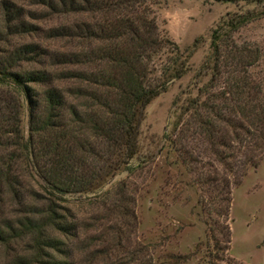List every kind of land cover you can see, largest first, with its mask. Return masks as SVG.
<instances>
[{"label":"rangeland","instance_id":"rangeland-1","mask_svg":"<svg viewBox=\"0 0 264 264\" xmlns=\"http://www.w3.org/2000/svg\"><path fill=\"white\" fill-rule=\"evenodd\" d=\"M8 5H13L20 17L4 28ZM239 9L260 13L264 5L161 1L156 9L159 29L182 51H189V69L145 108L139 152L127 165L130 171L122 170L96 193L55 196L58 211L76 225V234L53 236L63 243L62 251H50L53 257L69 264H264V15L234 33L228 47L232 51L247 48L257 56L254 64L248 66L251 60L234 58L223 66L212 90H232L235 82L246 87L249 81L241 93L260 106L263 114L257 127L234 112L235 98L222 97L220 105L227 110L221 119L213 118L214 142H224L226 147L213 148L199 123L191 122L180 139L181 146L179 141L176 145L185 152L175 151L164 137H179V128L174 132L173 128L180 106L197 97L198 89L211 77L202 67L212 29L227 13ZM86 17L55 11L41 0H0V57L24 45L33 47L38 55L18 62L14 70L45 72L51 85L63 92L67 104L80 107L81 101L72 95L76 81L70 74L88 68L69 56L80 52V43L64 36L63 28ZM19 22L26 25L24 29L14 27ZM196 39L198 46L192 49ZM34 88L39 94L47 87ZM27 106L22 117L25 135ZM188 120H183L184 126ZM185 155L190 162L183 163ZM22 187L24 204L6 197L0 206V223L21 218L24 208H46V195L34 181L25 178ZM201 196L205 207L198 202ZM210 200H215V211L208 213ZM207 219L215 222L213 234H209ZM224 225L230 243H226ZM32 246V236H12L8 242H0V264H30Z\"/></svg>","mask_w":264,"mask_h":264},{"label":"trees","instance_id":"trees-1","mask_svg":"<svg viewBox=\"0 0 264 264\" xmlns=\"http://www.w3.org/2000/svg\"><path fill=\"white\" fill-rule=\"evenodd\" d=\"M41 1L66 15L88 16L63 28L64 36L80 43V52L69 56L88 69L70 74V79L76 81L72 95L81 101L77 107L67 104L63 92L51 85L45 72L14 70L18 62L32 60L31 57L38 55L33 47L24 45L1 55L0 206L8 196L15 197L18 204H24L26 194L22 182L25 178L34 181L46 195L43 199L47 203L44 210L24 208L21 218L0 223V242L6 243L12 236H32L34 258L30 264H69L50 253L62 251V241L53 236L76 234V225L58 211L55 196L96 193L122 170L130 171L127 165L139 152V127L145 108L173 81L187 73L190 56L189 51H182L159 29L156 9L163 0ZM215 1L264 5V0ZM4 9V28H10L12 22L19 20L20 14L13 5ZM262 15L264 11L243 12L239 9L227 13L212 29L209 54L202 67L210 71L211 77L198 89L197 97L180 106L173 128V132L179 128V137L170 140L164 134L175 151L185 152L176 145L179 141L181 146L180 139L187 134L191 122L199 123L213 148L226 147L224 142H214L217 138L214 137L213 118L221 119L224 109L227 110L226 106L220 105L222 97L226 100L235 98L234 112L246 123L257 127L259 115L263 114L260 106L241 93L249 81L246 80V87L235 82L232 90L220 93L212 90L223 66L234 58L251 60L248 66L254 64L257 56L247 48L232 51L228 47L234 33ZM17 26L24 29L26 25L19 22L14 27ZM198 41H194L192 49L197 48ZM43 86L47 88L37 94L34 87ZM26 105L27 135L22 129ZM186 117L189 123L184 126ZM186 155L183 163L190 162ZM35 196L39 197L38 193ZM198 202L205 207L204 197L201 196ZM208 204L211 210L207 212L215 211V200ZM205 224L209 234H213L215 222L207 219ZM224 230L227 231L226 243H230L229 229L225 225Z\"/></svg>","mask_w":264,"mask_h":264}]
</instances>
